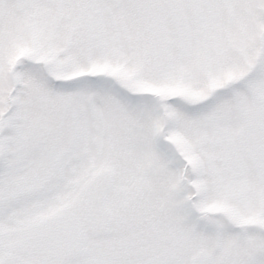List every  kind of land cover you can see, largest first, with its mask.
<instances>
[{
  "label": "snow or ice",
  "instance_id": "6c2138e0",
  "mask_svg": "<svg viewBox=\"0 0 264 264\" xmlns=\"http://www.w3.org/2000/svg\"><path fill=\"white\" fill-rule=\"evenodd\" d=\"M0 264H264V0H0Z\"/></svg>",
  "mask_w": 264,
  "mask_h": 264
}]
</instances>
